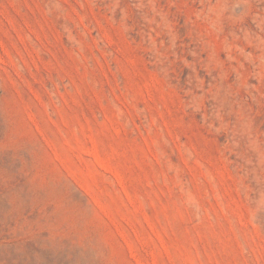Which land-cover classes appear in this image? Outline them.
Here are the masks:
<instances>
[{"label": "rangeland", "instance_id": "374dc122", "mask_svg": "<svg viewBox=\"0 0 264 264\" xmlns=\"http://www.w3.org/2000/svg\"><path fill=\"white\" fill-rule=\"evenodd\" d=\"M0 264H264V0H0Z\"/></svg>", "mask_w": 264, "mask_h": 264}]
</instances>
